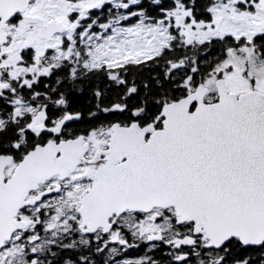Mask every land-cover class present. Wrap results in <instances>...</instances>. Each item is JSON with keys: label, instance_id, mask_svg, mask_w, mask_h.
<instances>
[{"label": "snow or ice", "instance_id": "6c2138e0", "mask_svg": "<svg viewBox=\"0 0 264 264\" xmlns=\"http://www.w3.org/2000/svg\"><path fill=\"white\" fill-rule=\"evenodd\" d=\"M0 264H264V0H0Z\"/></svg>", "mask_w": 264, "mask_h": 264}]
</instances>
